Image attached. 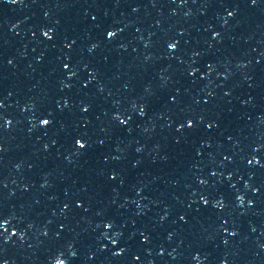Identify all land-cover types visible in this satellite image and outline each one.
<instances>
[{
  "label": "clouds",
  "instance_id": "1",
  "mask_svg": "<svg viewBox=\"0 0 264 264\" xmlns=\"http://www.w3.org/2000/svg\"><path fill=\"white\" fill-rule=\"evenodd\" d=\"M110 35H111V33H110ZM44 121H47L48 123H49V121L48 120H44ZM43 121V122H44ZM47 123V124H48ZM45 124V123H44ZM47 124H45V125H47ZM78 144H80V147H84V145L82 144V143H80L79 141L77 142ZM62 260H58L57 262H56V264H58V262H61ZM63 262V261H62ZM63 264H64V262H63Z\"/></svg>",
  "mask_w": 264,
  "mask_h": 264
},
{
  "label": "snow or ice",
  "instance_id": "2",
  "mask_svg": "<svg viewBox=\"0 0 264 264\" xmlns=\"http://www.w3.org/2000/svg\"><path fill=\"white\" fill-rule=\"evenodd\" d=\"M43 123L47 124L48 122L47 121H44Z\"/></svg>",
  "mask_w": 264,
  "mask_h": 264
}]
</instances>
